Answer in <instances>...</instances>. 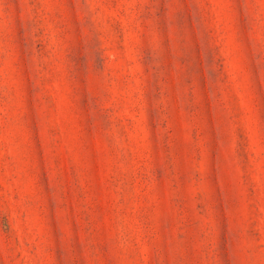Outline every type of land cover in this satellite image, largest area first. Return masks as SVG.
Wrapping results in <instances>:
<instances>
[{
	"label": "rangeland",
	"instance_id": "374dc122",
	"mask_svg": "<svg viewBox=\"0 0 264 264\" xmlns=\"http://www.w3.org/2000/svg\"><path fill=\"white\" fill-rule=\"evenodd\" d=\"M0 264H264V0H0Z\"/></svg>",
	"mask_w": 264,
	"mask_h": 264
}]
</instances>
